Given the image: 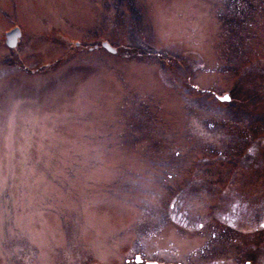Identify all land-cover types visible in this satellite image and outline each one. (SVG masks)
<instances>
[{"label":"rangeland","instance_id":"374dc122","mask_svg":"<svg viewBox=\"0 0 264 264\" xmlns=\"http://www.w3.org/2000/svg\"><path fill=\"white\" fill-rule=\"evenodd\" d=\"M263 190L264 0H0V264H264Z\"/></svg>","mask_w":264,"mask_h":264},{"label":"flooded vegetation","instance_id":"af4514ba","mask_svg":"<svg viewBox=\"0 0 264 264\" xmlns=\"http://www.w3.org/2000/svg\"><path fill=\"white\" fill-rule=\"evenodd\" d=\"M228 212L227 219L231 220V226L235 227V232L240 233V229L247 225L250 227L243 234L246 233L252 237L264 235V190L253 202L244 199L236 203L233 202ZM225 216L227 217L226 214Z\"/></svg>","mask_w":264,"mask_h":264},{"label":"water","instance_id":"95a60500","mask_svg":"<svg viewBox=\"0 0 264 264\" xmlns=\"http://www.w3.org/2000/svg\"><path fill=\"white\" fill-rule=\"evenodd\" d=\"M4 36H6L5 44L9 47H13V45H15L16 43L17 38L19 37V30L16 27L12 28L8 32H5ZM102 45L108 50H112L108 48V45L105 42H103ZM224 99H227V98L224 97Z\"/></svg>","mask_w":264,"mask_h":264},{"label":"snow or ice","instance_id":"6c2138e0","mask_svg":"<svg viewBox=\"0 0 264 264\" xmlns=\"http://www.w3.org/2000/svg\"><path fill=\"white\" fill-rule=\"evenodd\" d=\"M249 151H251V149H249Z\"/></svg>","mask_w":264,"mask_h":264},{"label":"trees","instance_id":"16d2710c","mask_svg":"<svg viewBox=\"0 0 264 264\" xmlns=\"http://www.w3.org/2000/svg\"><path fill=\"white\" fill-rule=\"evenodd\" d=\"M180 216V215H179Z\"/></svg>","mask_w":264,"mask_h":264}]
</instances>
